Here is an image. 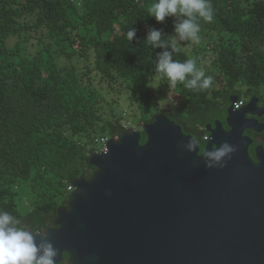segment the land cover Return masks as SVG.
<instances>
[{
  "label": "trees",
  "instance_id": "16d2710c",
  "mask_svg": "<svg viewBox=\"0 0 264 264\" xmlns=\"http://www.w3.org/2000/svg\"><path fill=\"white\" fill-rule=\"evenodd\" d=\"M153 2L0 0V211L38 232L57 226L69 186L96 171L90 155L100 139L132 128L118 97L103 107L110 92L134 103L146 123L163 111L187 131L206 127L215 98L264 88V0H209L214 19L200 21V42L193 43L196 67L212 83L194 90L178 82L169 108L159 107L154 81L171 85L155 67L163 49L145 38L150 27L172 35L175 17L157 23L147 11ZM34 38L40 47L32 50L26 43ZM173 59L192 60L179 44ZM68 257L61 264H70Z\"/></svg>",
  "mask_w": 264,
  "mask_h": 264
},
{
  "label": "water",
  "instance_id": "95a60500",
  "mask_svg": "<svg viewBox=\"0 0 264 264\" xmlns=\"http://www.w3.org/2000/svg\"><path fill=\"white\" fill-rule=\"evenodd\" d=\"M216 123L203 153L163 111L144 124L145 143L133 127L109 138L37 239L57 264L65 253L70 264H264V151L255 163L249 142ZM224 143L234 151L209 167L204 153Z\"/></svg>",
  "mask_w": 264,
  "mask_h": 264
},
{
  "label": "clouds",
  "instance_id": "9594fccd",
  "mask_svg": "<svg viewBox=\"0 0 264 264\" xmlns=\"http://www.w3.org/2000/svg\"><path fill=\"white\" fill-rule=\"evenodd\" d=\"M149 17L157 23H164L167 18L175 17L174 33L167 35L162 29L150 27L145 41L151 49H163L155 58L157 73L167 78L170 85L183 83L185 88L204 90L209 88L212 77L196 67L193 60L184 62L173 59L178 44L185 41L200 42V21L212 22L214 10L209 0H155L147 9ZM136 38V30L127 32V39ZM206 139V137H205ZM189 140V150H196ZM234 151L224 143L204 153L209 167L222 165L225 157ZM43 237V232L35 231L23 225L20 218L8 211H0V264H57L58 250L53 243Z\"/></svg>",
  "mask_w": 264,
  "mask_h": 264
},
{
  "label": "flooded vegetation",
  "instance_id": "af4514ba",
  "mask_svg": "<svg viewBox=\"0 0 264 264\" xmlns=\"http://www.w3.org/2000/svg\"><path fill=\"white\" fill-rule=\"evenodd\" d=\"M241 94L232 92L229 97H217L212 103L209 111L208 125L216 127L220 123L222 134L231 131L238 132L248 143V152L251 159L258 163L259 154L264 151V88L256 91L244 86ZM232 96L242 100L239 108H234ZM205 128H189L184 130L199 141L200 153H203L211 132ZM206 137V139H205ZM61 264V263H60Z\"/></svg>",
  "mask_w": 264,
  "mask_h": 264
},
{
  "label": "rangeland",
  "instance_id": "374dc122",
  "mask_svg": "<svg viewBox=\"0 0 264 264\" xmlns=\"http://www.w3.org/2000/svg\"><path fill=\"white\" fill-rule=\"evenodd\" d=\"M189 43V45H185L184 42H180L179 45L183 46L185 49L188 50L192 60L196 62V49L194 48L193 41H186ZM38 40L36 38L31 39L27 44V46L35 50L39 46ZM205 69V67H202ZM153 89H154V100L157 103V105L161 108H169L170 104L173 101L172 93L173 90H177V85H171V86H159L158 78L153 83ZM114 97H118V103L120 111L123 115V119L126 122V125L128 127H133L138 130L144 129V124L146 123L140 118V112L136 108V105L134 103H131L129 100L124 98H119V96L115 92H110L105 95L104 101L102 103L103 107L108 110V101L111 100Z\"/></svg>",
  "mask_w": 264,
  "mask_h": 264
},
{
  "label": "built area",
  "instance_id": "2783aa9c",
  "mask_svg": "<svg viewBox=\"0 0 264 264\" xmlns=\"http://www.w3.org/2000/svg\"><path fill=\"white\" fill-rule=\"evenodd\" d=\"M242 100L241 99H239V100H237L236 101V103H235V105H234V108H239L241 105H242ZM116 138H118V137H116ZM108 139H109V137H102L101 139H100V150L99 151H105V148H106V143H107V141H108ZM73 189V186L71 185V186H69V190L71 191Z\"/></svg>",
  "mask_w": 264,
  "mask_h": 264
}]
</instances>
